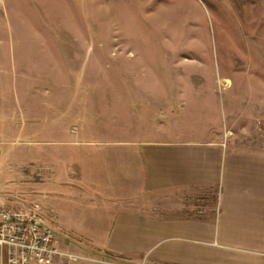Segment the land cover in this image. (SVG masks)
I'll return each instance as SVG.
<instances>
[{
	"label": "crops",
	"instance_id": "obj_1",
	"mask_svg": "<svg viewBox=\"0 0 264 264\" xmlns=\"http://www.w3.org/2000/svg\"><path fill=\"white\" fill-rule=\"evenodd\" d=\"M2 78L1 65L3 96ZM107 85L104 97L83 84L48 103L0 99V130L15 128L19 108L47 120L34 131L56 146L47 148V169L38 166L45 182L33 199L47 223L70 247L88 242L119 258L69 264H264V130L239 133L240 103L218 100L215 86Z\"/></svg>",
	"mask_w": 264,
	"mask_h": 264
},
{
	"label": "rangeland",
	"instance_id": "obj_2",
	"mask_svg": "<svg viewBox=\"0 0 264 264\" xmlns=\"http://www.w3.org/2000/svg\"><path fill=\"white\" fill-rule=\"evenodd\" d=\"M1 65L5 106L70 98L83 84L104 97L110 81L177 82L189 92L215 86L218 100L240 103L239 133L264 130L251 107L264 110V0H0ZM42 116L19 108L15 128L0 130V207L36 202L42 192L38 166L47 169V148L56 146L34 131ZM58 238L75 255L59 264L119 259Z\"/></svg>",
	"mask_w": 264,
	"mask_h": 264
},
{
	"label": "built area",
	"instance_id": "obj_3",
	"mask_svg": "<svg viewBox=\"0 0 264 264\" xmlns=\"http://www.w3.org/2000/svg\"><path fill=\"white\" fill-rule=\"evenodd\" d=\"M0 264H59L74 254L59 245L38 202L0 207Z\"/></svg>",
	"mask_w": 264,
	"mask_h": 264
}]
</instances>
